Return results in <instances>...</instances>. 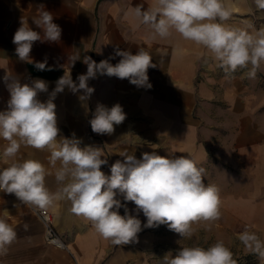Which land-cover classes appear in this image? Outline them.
<instances>
[{
	"label": "crops",
	"instance_id": "crops-1",
	"mask_svg": "<svg viewBox=\"0 0 264 264\" xmlns=\"http://www.w3.org/2000/svg\"><path fill=\"white\" fill-rule=\"evenodd\" d=\"M251 1L224 0L232 12L227 23L244 29L246 24L241 21L246 20ZM153 2L0 0V111L7 109L10 99L3 79L6 72L22 84H31L35 79L46 81L48 91L38 94V99L46 102L65 71L70 70L73 81L78 83L77 77L87 71L85 56L99 63L114 56L117 47L132 54L144 48L156 65L147 73L151 88L99 74L88 82L95 91L86 102L78 98L82 92L73 94L65 88L53 101L60 134L71 138L75 133L82 140L81 147L101 148L108 161L101 170L108 175L116 160L123 162V152L137 159L145 152L189 156L205 169V184L216 182L220 190L221 218L211 225L226 230L228 236L233 228L242 232L247 227L264 240V82L247 78L245 70L232 74L220 71L206 48L178 34L169 39H152L147 28L137 26L134 15H125L136 5L147 9ZM40 6L53 14V22L62 33L57 42H35L30 56L34 62L46 59L51 71H39L33 63L20 61L12 42L22 20L34 31L42 32L32 22ZM72 57L79 58L74 65ZM120 59L116 56L109 62L115 65ZM98 103L109 108L119 103L126 114L111 135L91 130L89 120ZM6 146L7 141L0 138V153ZM19 155L39 160L50 173L46 176L47 187L57 190L56 169L49 164L47 150L22 146ZM10 162L0 158V169ZM219 181L227 184L218 186ZM117 198L126 203L129 214H136L133 202ZM70 208V202L58 201L47 209L66 244L58 247L46 241L38 209L23 205L14 194L0 192V218L17 232L7 254L0 255V264H159L154 254L156 228H144L137 242L116 246ZM119 211L124 215L123 207ZM138 218L143 226L146 218L142 213Z\"/></svg>",
	"mask_w": 264,
	"mask_h": 264
},
{
	"label": "clouds",
	"instance_id": "clouds-1",
	"mask_svg": "<svg viewBox=\"0 0 264 264\" xmlns=\"http://www.w3.org/2000/svg\"><path fill=\"white\" fill-rule=\"evenodd\" d=\"M257 10L264 11V0H254ZM134 15L138 27L148 29L152 39H169L178 34L184 40L206 48L217 67L226 74L245 70L244 75L254 79L264 65V28L250 31L233 27L227 23L232 12L224 0H154L145 9L136 5L125 15ZM53 14L43 6L32 19L42 32L34 31L28 22L22 20L13 37L15 53L19 60L33 63L39 71H51L47 60L34 62L30 56L37 41L57 42L62 29L53 22ZM121 57L113 65L109 61ZM71 64L79 59L72 57ZM85 74L73 81L70 70L56 81V87L46 102L38 94L48 91V83L35 79L20 83L11 74L3 77L10 93L7 109L0 111V138L7 146L0 158L11 161L0 169V192L14 194L23 204L46 211L58 201H68L70 211L91 222L95 231L113 245L137 242L138 233L144 228L167 225L169 230L182 239H191L192 225L197 222H215L221 218L220 190L212 184H205V169L189 156L166 157L155 152L142 153L137 159L134 154L123 152V162L116 160L110 166V175L101 167L108 163L101 148L81 147L82 140L60 134L56 105L53 102L65 88L73 94L82 92L81 102L90 99L95 89L89 80L99 75L127 79L137 87L151 88L148 69L156 67L152 57L144 48L136 54L127 50H114V56L99 63L85 56ZM126 114L119 103L107 107L98 103L89 120L91 130L99 135H111L114 126L120 125ZM22 146L47 150L49 164L55 168L57 190L51 191L46 185L50 173L35 159L19 155ZM59 164V167H56ZM135 204V215L129 214L126 203ZM124 208V215L120 209ZM142 213L146 223L138 218ZM27 230V225L24 226ZM17 232L4 218H0V255H6L16 241ZM241 245L256 255L264 264V240L247 227L237 235ZM161 264H237L233 252L223 241H216L208 247L199 245L182 246L166 253Z\"/></svg>",
	"mask_w": 264,
	"mask_h": 264
},
{
	"label": "rangeland",
	"instance_id": "rangeland-1",
	"mask_svg": "<svg viewBox=\"0 0 264 264\" xmlns=\"http://www.w3.org/2000/svg\"><path fill=\"white\" fill-rule=\"evenodd\" d=\"M251 2V8L247 14L246 20L241 21L242 23L246 24V26H243V28L248 30L254 29L255 27L264 28V11L256 9L254 0ZM255 78H260L262 82H264V68L257 72ZM217 168H221V166H216V169ZM219 183L227 184V182L219 181L218 186ZM215 185H217L216 182ZM211 224L212 222L202 221L194 223L192 225L193 236L191 239H182L179 234L169 230L167 225H160L159 227H156V231H158V241L154 247V254L157 263L161 264V258H163L166 253H175V251L182 246L199 245L206 248L216 241H223L225 239V245L228 246L233 252V256L237 261V264H260L257 256L249 253L248 250L245 249L237 239V235L241 232L240 229H231L229 234L230 236H228V232L226 230L219 229L218 226ZM250 231L255 232L254 229ZM258 236L260 237V235ZM228 240H230V242Z\"/></svg>",
	"mask_w": 264,
	"mask_h": 264
},
{
	"label": "built area",
	"instance_id": "built-area-1",
	"mask_svg": "<svg viewBox=\"0 0 264 264\" xmlns=\"http://www.w3.org/2000/svg\"><path fill=\"white\" fill-rule=\"evenodd\" d=\"M38 216L44 225V236L48 243L53 244L58 247H65L66 244L63 241L61 235L58 230L52 223V217L48 210L42 211L37 210Z\"/></svg>",
	"mask_w": 264,
	"mask_h": 264
}]
</instances>
